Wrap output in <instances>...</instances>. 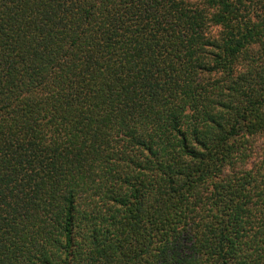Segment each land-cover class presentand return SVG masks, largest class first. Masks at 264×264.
<instances>
[{"label": "trees", "instance_id": "16d2710c", "mask_svg": "<svg viewBox=\"0 0 264 264\" xmlns=\"http://www.w3.org/2000/svg\"><path fill=\"white\" fill-rule=\"evenodd\" d=\"M263 140L264 0H0V264H264Z\"/></svg>", "mask_w": 264, "mask_h": 264}, {"label": "rangeland", "instance_id": "374dc122", "mask_svg": "<svg viewBox=\"0 0 264 264\" xmlns=\"http://www.w3.org/2000/svg\"><path fill=\"white\" fill-rule=\"evenodd\" d=\"M261 142V141H260ZM264 140L262 141V144H263ZM259 149V148H257ZM258 156V150L254 153L253 157L251 158V160H254V158Z\"/></svg>", "mask_w": 264, "mask_h": 264}]
</instances>
